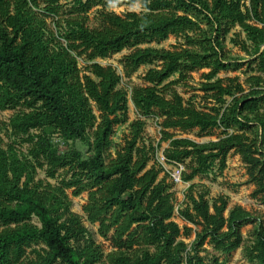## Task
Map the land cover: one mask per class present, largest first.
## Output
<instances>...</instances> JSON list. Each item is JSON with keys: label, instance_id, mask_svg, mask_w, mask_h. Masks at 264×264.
Wrapping results in <instances>:
<instances>
[{"label": "trees", "instance_id": "16d2710c", "mask_svg": "<svg viewBox=\"0 0 264 264\" xmlns=\"http://www.w3.org/2000/svg\"><path fill=\"white\" fill-rule=\"evenodd\" d=\"M117 1L0 0V111L22 109L1 124L11 140L0 134V264H228L202 256L205 245L229 256L243 246L242 229L250 224L256 238L245 257L264 264L259 217L239 205L229 208L226 196L209 200L194 184L177 208L166 178L160 179L170 172L156 159L161 152L192 183L216 164L222 172L237 154L264 206V0H140L142 12L122 15L109 10ZM231 33L230 43L252 60L226 50ZM171 36L184 43L145 46ZM125 50L126 77L154 66L142 78L145 85L132 89L131 101L139 116L160 119L161 138L156 146L140 145L145 122L136 119L112 155L116 128L130 120L129 99L119 88L122 75L97 60ZM244 67L256 73L247 90L238 78L218 76ZM202 69L209 70L202 92L219 105L211 111L173 89ZM216 129L223 135L218 141L188 135ZM77 142L88 148L85 155ZM40 170L47 179L61 170L67 175L52 184L39 178ZM84 193L81 216L72 198ZM85 220L97 225L111 251ZM33 245L45 249L28 259Z\"/></svg>", "mask_w": 264, "mask_h": 264}, {"label": "rangeland", "instance_id": "374dc122", "mask_svg": "<svg viewBox=\"0 0 264 264\" xmlns=\"http://www.w3.org/2000/svg\"><path fill=\"white\" fill-rule=\"evenodd\" d=\"M71 1V0H68ZM62 3H65L66 0H61ZM123 0H119L117 2H114L110 5L109 10L118 14L122 15L127 12H137L140 13L143 11L141 1L138 0L134 4L126 5L122 3ZM248 5V4H247ZM92 12H95L92 11ZM93 17V14L91 15V18ZM95 22V21H94ZM234 32H241V29L237 27ZM233 33H231L226 41V50L229 51L230 55L237 58H244L246 60H252L254 57L249 55V53H246L240 49V47H237L230 43V38L233 36ZM244 38V36H242ZM184 43L182 38H177L174 36H171L168 40L162 42L161 44H150L145 46H151L156 48H166V49H172L173 47H179ZM249 45V44H248ZM130 51L125 50L121 53H118L114 56H112L109 59L104 60H97L98 63L102 64L103 66H113L117 69L118 73L122 75V83L119 86L120 89H124L128 93V99H129V122L125 125L118 126L115 131V135L113 137L114 140V147L111 149V154L115 155L116 148L123 144L124 139L129 137L130 135V122L141 119L145 122L144 126V132H143V140H141L140 145L142 144H149L147 146H151L152 144L154 146L157 145L161 138V127H160V119H157L155 116H151L149 118L141 117L136 113V110L134 108V105L131 101V91L135 86H144L145 83L143 81V76L147 71L154 66H143L141 67L135 74H133L131 77H126L123 72V68L121 66V61L123 57L127 54H129ZM249 67H244L241 70L238 71H223L218 76L219 78H222L224 80L228 79H234L238 78L239 82L242 83L247 90L246 86V80L249 78L250 75H254L251 72H249ZM209 70L202 69L200 71L194 72L191 74V76L188 78L187 81L181 82L173 87L174 90H176L185 101H190L193 103L197 109L202 111H211L213 108H218L219 105L214 101L213 99L207 98L205 93L202 92V85L206 82L204 75L207 74ZM228 101H230V98H227ZM20 108L16 110H5L0 111V134L5 139L6 142L10 141L9 133L4 129V127L1 125L2 123H8L9 119L19 112ZM189 137L193 140H198L200 143H208L210 141H218L223 135L221 129H216L212 131L211 135H201L199 136L198 131L194 130L190 132ZM76 146L79 150H81L84 155L87 153L88 148L84 146L82 143L77 142ZM23 150H26V147L23 148ZM157 161L166 167V170H168L170 173L172 170H174L176 167L173 165H168L166 162L162 159L161 152H157L156 155ZM163 163V164H162ZM153 162L149 164L151 166ZM66 172L64 170L59 171L57 179H47L46 174L43 170L39 171V178L46 179L47 181L51 182L52 184H56L59 182V180L66 176ZM166 178L167 183L171 187V192L174 194L175 197V204L176 207H182L186 204L185 196L188 194L189 187L194 184L195 185V192H201L206 191L208 192V199L213 200L220 196H226L229 200V208H232L234 206H242L246 210L252 212L257 217L260 218L261 223L264 227V206L261 204L258 198H255L253 196V192L255 190V186L251 183H249V176L247 175V169L242 162L241 158L237 154L231 153L228 156L227 159V166L225 170L222 172L219 171L218 165L216 164L213 167V170L206 175L202 177L196 178L192 183H176L171 178L170 174L166 171L165 173L161 174L160 179ZM88 199V194L84 193L80 197H73V206L72 210L81 215L84 216L83 212V206L86 204ZM175 221L183 228L185 226V223H183L179 219H175ZM86 227L91 230L94 235L95 239L98 243L102 244L106 252L111 251V247L109 242H106L103 238H101L97 232V225H92L86 220L84 221ZM32 223L37 225L38 227L41 226L39 220L34 217L32 220ZM189 227H192L195 229L194 226L191 224H187ZM242 234L244 238V244L243 246L233 252L229 256L220 255L219 253L215 252L214 249L211 246L205 245V251H203L202 256H206L207 258L211 257H220V260L227 259L228 264H256L253 262L248 261V259L245 257L244 254V248L251 246L256 238L255 233V226L254 225H246L242 229ZM194 237V236H193ZM192 238H185L183 239L187 243H191ZM43 250L45 249L44 245H33L30 249H28L27 258L32 259L35 257L33 250Z\"/></svg>", "mask_w": 264, "mask_h": 264}, {"label": "built area", "instance_id": "2783aa9c", "mask_svg": "<svg viewBox=\"0 0 264 264\" xmlns=\"http://www.w3.org/2000/svg\"><path fill=\"white\" fill-rule=\"evenodd\" d=\"M163 166H165V164H163ZM175 167L176 168L172 170V172L170 173V176L173 179V181H175L176 183H183V181L181 180V172L183 167L182 166H175Z\"/></svg>", "mask_w": 264, "mask_h": 264}]
</instances>
